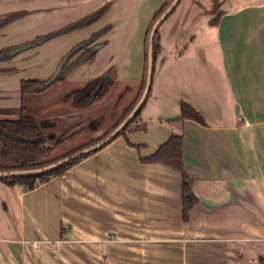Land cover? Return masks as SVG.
Here are the masks:
<instances>
[{
  "label": "crops",
  "instance_id": "0c3cea01",
  "mask_svg": "<svg viewBox=\"0 0 264 264\" xmlns=\"http://www.w3.org/2000/svg\"><path fill=\"white\" fill-rule=\"evenodd\" d=\"M165 1L0 0V20L25 13L0 29V52L24 45L0 61L15 69L0 73V117L20 115L23 79L47 80L106 26L58 85L98 76L139 84L148 26ZM107 2L91 25L28 45ZM158 37L140 128L34 189L0 181V264H264V0H181ZM182 100L206 123L176 119ZM173 134L184 137L198 196L188 220L181 173L141 160Z\"/></svg>",
  "mask_w": 264,
  "mask_h": 264
},
{
  "label": "trees",
  "instance_id": "16d2710c",
  "mask_svg": "<svg viewBox=\"0 0 264 264\" xmlns=\"http://www.w3.org/2000/svg\"><path fill=\"white\" fill-rule=\"evenodd\" d=\"M180 1L178 2V4L180 3ZM171 2L172 0H166L156 10L148 26L145 39L146 64L143 79L139 84H123L125 86L124 92L120 96H118L117 100L114 102L112 107V111L110 114V125L105 130V132H103L102 135H100L99 137L83 142L81 146L73 147L67 151H64L62 154H60V156L50 157L48 155L49 150L51 149L49 141L53 139L52 134L55 135L57 131L56 125L60 121V113L57 111L58 114H55L56 112L53 111L54 109L59 108L54 104V102L52 101L53 98L51 94L47 93V90L62 79V74L66 69L79 63L88 51H90L91 53L95 49H97L99 44L93 45V47L91 48L90 45H92V43L96 41L99 37L103 36L111 28V26H106L99 32L93 34L87 40L76 44L72 48V50L68 52L69 57L62 73L60 74L58 79L50 86L43 88V85L45 84L46 80L23 79L21 81L22 105L20 108V115L18 117H0V171L23 170L45 166L47 164L60 160L68 155H71L82 148L97 143L98 141L105 138L111 131H113L119 125V123L122 122L126 118V116L132 111V109L137 104L139 98L142 95L147 77L148 36L153 23L170 5ZM110 5L111 3L107 2L100 8L81 17L80 19L74 22H71L61 28L38 36L32 42H29L28 45H38L58 35L65 34L91 25L92 23L100 19L108 11ZM174 9L169 13V15L174 11ZM24 14V12H20L10 15L4 19H1L0 29L9 24L11 21L23 16ZM219 17L220 13L214 20H212V22H216ZM158 32L159 27L155 32V38L153 42V73L148 95L143 104L140 106L137 113L134 115V117L128 122V124L124 128L121 129L120 133L116 137L111 139L107 144L112 142L118 136L126 133V131L136 130L141 127V125L137 123V119L146 104L147 98L152 94L154 72L156 69L158 56L162 50V46L158 37ZM22 46L24 45L22 44L3 48L0 52V61L12 57L15 53L18 52V49ZM80 52L83 53L77 59L71 61L72 58ZM13 71H15V69H3L0 70V73ZM117 84L118 82L108 76H98L96 78L86 81L82 86L69 91L66 94L65 98L71 100L73 105L79 107V109L91 107L93 104L96 103L99 97L108 94L111 88ZM127 95H130L131 98L128 102H124L123 97ZM176 119H193L202 124L206 123L204 116L201 114V112L185 100H182L180 102V114ZM83 129L84 128H80L73 131L68 130L66 132H59V139L56 141V143L61 144L67 141L68 139L75 137L76 135L80 134ZM107 144L96 150L84 153L69 161L63 162L57 165L56 167H53L48 170L35 173L11 174L3 176L0 175V181L6 183L9 186H14L18 184L25 186L27 189H34L39 186L40 183L48 181L53 176L62 175L68 169L78 164L80 161H82L89 155L99 151ZM183 144L184 137L181 134H173L169 137L166 142L161 144L157 150H155L152 154L148 156L141 157V160L146 163H162L178 170L181 173L183 217L184 220H188L191 209L198 202V196L193 191L192 178L186 172L184 167Z\"/></svg>",
  "mask_w": 264,
  "mask_h": 264
},
{
  "label": "rangeland",
  "instance_id": "374dc122",
  "mask_svg": "<svg viewBox=\"0 0 264 264\" xmlns=\"http://www.w3.org/2000/svg\"><path fill=\"white\" fill-rule=\"evenodd\" d=\"M72 37L75 38L74 36ZM55 47L59 48V45L53 46V49H57ZM91 47H93V45H90V48ZM71 50L72 48L69 51ZM79 54L80 53H77L76 56ZM90 55L92 54H90L89 52L85 54L86 57ZM83 84H77L76 86H74L73 84H65L60 87L58 83H56L47 90V93L51 94L52 98L54 99L53 100L51 98L52 101L59 108L54 109L53 111L56 112L55 114H58L57 111L60 113V121L56 125L57 131L55 135L52 134L53 139L49 141L51 149L49 150L48 155L50 157L60 156V154H62L64 151H67L73 147L81 146L83 142H86L90 139H95L102 135V133L105 132V130L110 125V114L112 111L113 104L117 100L118 96H120L125 89V86L123 84L118 83L117 85L111 88L108 94L99 97L96 103L93 104L91 107L79 109V107L73 105L71 100L66 99L65 96L69 91L78 88ZM130 98L131 96L127 95L123 97V101L128 102ZM17 114L18 113H16V115ZM80 128H84L80 134L76 135L71 139H68L67 141L61 144L56 143V141L59 139V132H66L68 130L73 131Z\"/></svg>",
  "mask_w": 264,
  "mask_h": 264
},
{
  "label": "water",
  "instance_id": "95a60500",
  "mask_svg": "<svg viewBox=\"0 0 264 264\" xmlns=\"http://www.w3.org/2000/svg\"><path fill=\"white\" fill-rule=\"evenodd\" d=\"M179 1L180 0H172L170 5L163 11V13L153 23L152 28H151L150 33H149V36H148V66H147V77H146V84H145L144 90H143L142 95L139 98L137 104L132 109V111L126 116V118L122 122L119 123V125L113 131H111L105 138L98 141L97 143L90 145L88 147L82 148V149L78 150L77 152H75L71 155H68V156H66L60 160H57L53 163H50V164H47L45 166L38 167V168H32V169L0 171V175L3 176V175H11V174L35 173V172H41L44 170H48V169H51L53 167H56L57 165H59L63 162H66V161H69L75 157H78L79 155H82L84 153L96 150V149L104 146L105 144H107L114 137H116L120 133L121 129L124 128L128 124V122L134 117V115L137 113L140 106L143 104V102L145 101V99L148 95L150 85H151L152 73H153V42H154V38H155V32H156L157 28L159 27V25L161 24V22L177 6ZM68 57H69V54L67 53L63 57V59L60 61V63L58 64L57 68L54 70L52 75L46 80L45 84L43 85V88L50 86L51 84H53L58 79V77L60 76V74L62 73V71L64 69V66L68 60Z\"/></svg>",
  "mask_w": 264,
  "mask_h": 264
}]
</instances>
